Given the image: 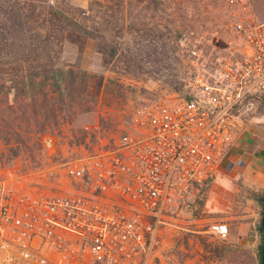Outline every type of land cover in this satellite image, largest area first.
Listing matches in <instances>:
<instances>
[{
    "label": "built area",
    "instance_id": "obj_1",
    "mask_svg": "<svg viewBox=\"0 0 264 264\" xmlns=\"http://www.w3.org/2000/svg\"><path fill=\"white\" fill-rule=\"evenodd\" d=\"M228 2V28L247 48L241 61L191 49L196 71L183 93L129 102L97 149L66 164L62 191L0 182V264H157V225L191 209L193 190L219 173L238 111L264 97V22L251 0Z\"/></svg>",
    "mask_w": 264,
    "mask_h": 264
},
{
    "label": "rangeland",
    "instance_id": "obj_2",
    "mask_svg": "<svg viewBox=\"0 0 264 264\" xmlns=\"http://www.w3.org/2000/svg\"><path fill=\"white\" fill-rule=\"evenodd\" d=\"M89 1L48 0L51 5L60 2L74 9H86ZM165 1L177 16L185 15L193 21L191 38L180 41L176 49L171 42L162 47L156 40L150 42V48L145 47L149 39L143 41L145 31L142 30L115 38L119 52L139 65L133 72L126 70L119 59L104 63L92 41L87 42L82 52L75 45L63 44L61 61L80 66L89 75L91 85L101 86L97 94L89 98L92 102L87 110L79 111L57 130L43 135V150L35 164L26 166L20 158L8 163L0 156V182L22 190L62 191L66 185V164L80 158L84 152L97 149L99 141L107 138L118 125L119 115L129 102L163 97L175 92L172 90L175 86L183 91L184 82L196 71L186 64L191 49L196 48L210 58L232 56L237 62L247 53L244 43L228 28L234 11L228 0ZM251 2L254 21L264 22V0ZM153 48L159 53L158 61L147 55ZM238 112L243 123L257 121L264 116V97L255 101L251 109L246 101ZM2 150L0 143V152ZM211 182L193 190L190 210L171 214L169 220L157 225L153 241L157 264H260L258 227L264 188L237 201L236 195L227 189L209 194ZM226 216H231V220L226 222ZM219 222L228 225L229 233L225 237L209 231L211 224Z\"/></svg>",
    "mask_w": 264,
    "mask_h": 264
},
{
    "label": "trees",
    "instance_id": "obj_3",
    "mask_svg": "<svg viewBox=\"0 0 264 264\" xmlns=\"http://www.w3.org/2000/svg\"><path fill=\"white\" fill-rule=\"evenodd\" d=\"M181 16L165 0H90L86 9L60 2L51 5L48 0H0L1 158L35 164L43 135L87 110L89 98L97 94L101 84L91 85L84 69L61 61L64 43L82 52L92 41L104 63L119 59L133 72L139 65L119 52L115 38L142 30L143 41L149 39L145 47L156 40L162 47L171 42L176 49L180 41L191 38L194 28L192 20ZM147 55L158 61L157 48ZM172 90L183 93L176 86ZM258 231L262 264V219Z\"/></svg>",
    "mask_w": 264,
    "mask_h": 264
},
{
    "label": "crops",
    "instance_id": "obj_4",
    "mask_svg": "<svg viewBox=\"0 0 264 264\" xmlns=\"http://www.w3.org/2000/svg\"><path fill=\"white\" fill-rule=\"evenodd\" d=\"M256 120L239 123L219 173L211 182L209 194L227 189L236 195L237 201H241L248 197V193L264 188V116ZM235 161H241L242 166L229 170L227 164ZM248 199H252L251 196ZM231 218L226 216L224 220L228 222Z\"/></svg>",
    "mask_w": 264,
    "mask_h": 264
},
{
    "label": "water",
    "instance_id": "obj_5",
    "mask_svg": "<svg viewBox=\"0 0 264 264\" xmlns=\"http://www.w3.org/2000/svg\"><path fill=\"white\" fill-rule=\"evenodd\" d=\"M262 221H264V208H263V214H262ZM263 250H264V247H263ZM262 264H264V254H263V251H262Z\"/></svg>",
    "mask_w": 264,
    "mask_h": 264
}]
</instances>
